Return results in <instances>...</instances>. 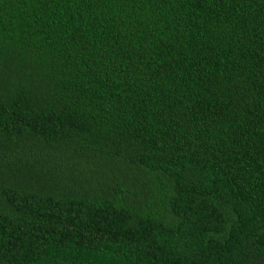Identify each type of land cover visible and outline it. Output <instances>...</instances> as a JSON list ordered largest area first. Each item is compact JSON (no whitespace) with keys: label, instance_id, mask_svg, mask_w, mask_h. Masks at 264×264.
<instances>
[{"label":"trees","instance_id":"16d2710c","mask_svg":"<svg viewBox=\"0 0 264 264\" xmlns=\"http://www.w3.org/2000/svg\"><path fill=\"white\" fill-rule=\"evenodd\" d=\"M0 264H264V0H0Z\"/></svg>","mask_w":264,"mask_h":264}]
</instances>
